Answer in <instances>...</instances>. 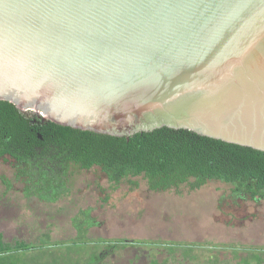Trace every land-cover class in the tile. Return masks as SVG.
<instances>
[{
    "label": "water",
    "instance_id": "1",
    "mask_svg": "<svg viewBox=\"0 0 264 264\" xmlns=\"http://www.w3.org/2000/svg\"><path fill=\"white\" fill-rule=\"evenodd\" d=\"M0 100L43 123L264 152V0H0Z\"/></svg>",
    "mask_w": 264,
    "mask_h": 264
},
{
    "label": "rangeland",
    "instance_id": "2",
    "mask_svg": "<svg viewBox=\"0 0 264 264\" xmlns=\"http://www.w3.org/2000/svg\"><path fill=\"white\" fill-rule=\"evenodd\" d=\"M138 181L135 188L127 183L112 188L99 168L77 170L69 195L46 202L26 196L15 161L0 156V232L12 243L40 244L48 234L52 244H71L77 237L75 218L88 211L94 221L87 233L92 241L71 248L73 264L97 259L98 264H150L154 259L223 264L237 263L248 251L264 253V200L235 194L220 181L167 191H152L145 180ZM169 246H175L173 251ZM187 247L195 248L191 256L183 252Z\"/></svg>",
    "mask_w": 264,
    "mask_h": 264
},
{
    "label": "trees",
    "instance_id": "3",
    "mask_svg": "<svg viewBox=\"0 0 264 264\" xmlns=\"http://www.w3.org/2000/svg\"><path fill=\"white\" fill-rule=\"evenodd\" d=\"M6 155L16 163V179L23 182L24 194L46 202L68 196L74 173L94 167L105 174L112 188L121 183L135 188L139 178L152 191L178 190L183 185L196 190L210 181H220L231 185L235 194L264 200V152L184 129L163 127L119 137L43 123L24 115L13 103L0 100V156ZM4 183L10 187L7 180ZM83 213L75 218L77 237L71 244H52L48 234L40 244L12 243L0 232V264H73L71 248L92 241L87 233L94 221L88 211ZM174 247L169 246L171 251ZM194 250L187 247L183 252L191 256ZM246 253L237 263L223 264H264V253ZM150 264L167 263L154 259Z\"/></svg>",
    "mask_w": 264,
    "mask_h": 264
},
{
    "label": "flooded vegetation",
    "instance_id": "4",
    "mask_svg": "<svg viewBox=\"0 0 264 264\" xmlns=\"http://www.w3.org/2000/svg\"><path fill=\"white\" fill-rule=\"evenodd\" d=\"M95 168V167H94Z\"/></svg>",
    "mask_w": 264,
    "mask_h": 264
}]
</instances>
